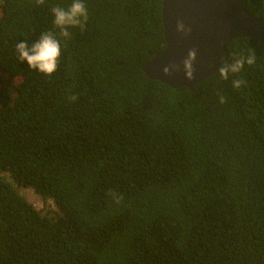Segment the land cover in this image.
Listing matches in <instances>:
<instances>
[{
  "label": "trees",
  "instance_id": "obj_1",
  "mask_svg": "<svg viewBox=\"0 0 264 264\" xmlns=\"http://www.w3.org/2000/svg\"><path fill=\"white\" fill-rule=\"evenodd\" d=\"M83 2L62 37L52 9L72 0H0V264H264V29L173 88L140 68L164 46L162 0ZM243 5L264 20V0ZM47 32L51 76L15 50Z\"/></svg>",
  "mask_w": 264,
  "mask_h": 264
},
{
  "label": "water",
  "instance_id": "obj_2",
  "mask_svg": "<svg viewBox=\"0 0 264 264\" xmlns=\"http://www.w3.org/2000/svg\"><path fill=\"white\" fill-rule=\"evenodd\" d=\"M160 12L165 45L140 68L173 88L191 89L225 61L229 40L255 39L264 29V20L245 9L243 0H162ZM192 51L189 66L185 61Z\"/></svg>",
  "mask_w": 264,
  "mask_h": 264
},
{
  "label": "clouds",
  "instance_id": "obj_3",
  "mask_svg": "<svg viewBox=\"0 0 264 264\" xmlns=\"http://www.w3.org/2000/svg\"><path fill=\"white\" fill-rule=\"evenodd\" d=\"M34 3L43 5L45 0H34ZM52 13L54 16L53 23L60 30L59 34L62 37L69 36V28L80 27L83 29L88 18L87 8L83 0H72V3L67 9L60 6L54 7ZM178 28L182 29L183 25H178ZM15 50L20 61H26L29 68L41 72L46 76H51L52 73L56 71L58 60L61 55L60 40L51 32L42 33L39 40L32 43L31 46H29L27 41L21 40L16 44ZM194 54V51L189 53V58L185 61L186 65L190 66ZM254 62V56L236 59L233 63L226 64L219 69L220 76L223 79H228L230 72H240L245 63L251 65ZM186 76L191 78V71H186ZM242 83L244 82L241 80H234L233 86L239 88ZM73 99H75V97H73ZM223 102L224 98L221 97V103Z\"/></svg>",
  "mask_w": 264,
  "mask_h": 264
},
{
  "label": "rangeland",
  "instance_id": "obj_4",
  "mask_svg": "<svg viewBox=\"0 0 264 264\" xmlns=\"http://www.w3.org/2000/svg\"><path fill=\"white\" fill-rule=\"evenodd\" d=\"M18 192L23 195L33 207L43 215H54L57 207L51 199L43 198L30 187H18Z\"/></svg>",
  "mask_w": 264,
  "mask_h": 264
}]
</instances>
